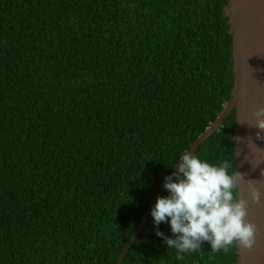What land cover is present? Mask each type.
<instances>
[{
  "label": "trees",
  "instance_id": "obj_1",
  "mask_svg": "<svg viewBox=\"0 0 264 264\" xmlns=\"http://www.w3.org/2000/svg\"><path fill=\"white\" fill-rule=\"evenodd\" d=\"M226 1L0 0V264H115L230 98ZM234 129L194 153L235 171ZM236 262L177 260L149 215L122 264Z\"/></svg>",
  "mask_w": 264,
  "mask_h": 264
},
{
  "label": "clouds",
  "instance_id": "obj_2",
  "mask_svg": "<svg viewBox=\"0 0 264 264\" xmlns=\"http://www.w3.org/2000/svg\"><path fill=\"white\" fill-rule=\"evenodd\" d=\"M252 115L261 130L256 137L264 139V106ZM171 167L175 171L165 176L162 185L167 195L156 197L149 214L154 234L176 251L177 260L199 252L205 242L214 253H227L236 242L252 247L256 228L245 219L248 200L238 195L242 174L231 171L228 160L210 162L189 150ZM247 192L253 202H260L261 192L251 181ZM162 223L169 225L171 236L160 230Z\"/></svg>",
  "mask_w": 264,
  "mask_h": 264
},
{
  "label": "water",
  "instance_id": "obj_3",
  "mask_svg": "<svg viewBox=\"0 0 264 264\" xmlns=\"http://www.w3.org/2000/svg\"><path fill=\"white\" fill-rule=\"evenodd\" d=\"M223 13L227 17V32L231 36L233 77L230 98L223 103L216 119L191 142L187 151L195 152L204 140L223 125L231 112H235L234 165L243 178L238 195L248 200L245 219L256 228L252 247L244 248L236 242V264H264V139H257L256 133L261 130L255 127V117L252 115L258 106H264V0H227ZM174 171L173 167L169 174ZM249 181L261 192L259 203L253 202L247 192ZM163 182L115 264H122L128 249L146 223L156 197L166 191Z\"/></svg>",
  "mask_w": 264,
  "mask_h": 264
}]
</instances>
